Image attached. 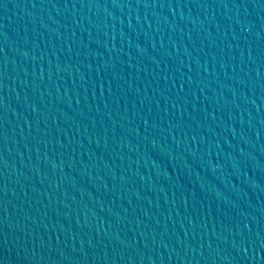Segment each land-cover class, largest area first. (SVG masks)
<instances>
[{
	"label": "water",
	"instance_id": "obj_1",
	"mask_svg": "<svg viewBox=\"0 0 264 264\" xmlns=\"http://www.w3.org/2000/svg\"><path fill=\"white\" fill-rule=\"evenodd\" d=\"M0 264H264V0H0Z\"/></svg>",
	"mask_w": 264,
	"mask_h": 264
},
{
	"label": "snow or ice",
	"instance_id": "obj_2",
	"mask_svg": "<svg viewBox=\"0 0 264 264\" xmlns=\"http://www.w3.org/2000/svg\"><path fill=\"white\" fill-rule=\"evenodd\" d=\"M4 51L3 47H0V53ZM5 191V186L0 183V194H2Z\"/></svg>",
	"mask_w": 264,
	"mask_h": 264
}]
</instances>
